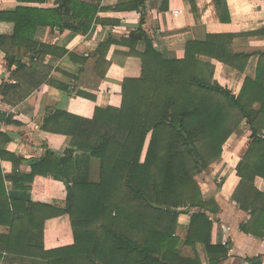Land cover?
Wrapping results in <instances>:
<instances>
[{"label": "trees", "instance_id": "obj_1", "mask_svg": "<svg viewBox=\"0 0 264 264\" xmlns=\"http://www.w3.org/2000/svg\"><path fill=\"white\" fill-rule=\"evenodd\" d=\"M77 0H58L53 9L19 6L11 12L14 34L0 36V45L25 46L41 52L47 45L34 40L38 26L60 27L85 34L100 10ZM220 19L230 21L226 0H214ZM144 0H123L112 9L141 10ZM103 9V8H101ZM67 15L72 21L63 24ZM235 35H209L204 42L189 41L183 59H167L154 48L143 28L131 32L122 43L142 61V75L123 82L119 108L96 109L92 120L56 112L53 120L71 118L70 129H61L71 144L99 163V179L75 178L77 167L71 150L56 155L47 150L30 160L31 173L7 176L14 188L25 192L24 200L0 205V258L5 264H202L197 245L205 247L209 264L229 257V248L212 243L213 219L219 207L205 200L196 176L221 159L223 146L243 122L251 127L252 142L237 166L240 183L233 195L239 208L250 214L242 223L246 234L264 239V192L255 186L264 178V63L256 78H247L238 96L213 81L214 69L200 55L217 59L240 71L244 53L227 50ZM140 41L146 49L137 50ZM40 48V50H38ZM7 60L24 67L15 52ZM264 57V54L261 55ZM0 193H4L2 166L16 156L1 151ZM67 188V208L57 210L48 191V179ZM43 179V180H41ZM41 191L43 194H41ZM189 208L186 239L177 234L180 215ZM201 210H204L201 211ZM61 213L69 215L74 243L52 250L44 247L45 221ZM191 249L184 254V249ZM248 264H264L260 256Z\"/></svg>", "mask_w": 264, "mask_h": 264}, {"label": "crops", "instance_id": "obj_2", "mask_svg": "<svg viewBox=\"0 0 264 264\" xmlns=\"http://www.w3.org/2000/svg\"><path fill=\"white\" fill-rule=\"evenodd\" d=\"M77 1L97 5L95 0ZM121 2L102 0L85 34L38 26L34 40L50 47L39 53L30 52L24 45L15 49L9 43L0 45V162L1 151L25 160L16 166L8 159L2 166L5 178V191L0 193L2 207H10L12 200L26 197L24 191L12 186L7 176L13 172L31 173L29 161L42 158L47 150L56 155L71 150L77 167L75 178H92L97 161L88 153L76 150L71 137L59 131L70 129L71 118L64 121L53 117L56 112H66L92 120L97 108L121 107L124 80L142 75L141 59L131 55L130 47L122 43L131 32L142 27L151 37L154 48L167 59H183L189 41L204 42L209 35H235L227 50L249 55L239 61L243 71L214 58L203 55L198 58L213 67L212 80L236 96L247 78H256L259 62L264 63L261 57L264 54V0H226L230 17L227 22L221 21L214 0H144L141 10L112 9ZM19 6L53 9L59 2L0 0V36L10 38L14 34L11 12ZM65 16L69 21L64 22ZM65 16L63 24L72 21ZM6 48L10 56L15 52L24 67L9 63ZM136 48L145 51V41H140ZM251 142V127L243 122L224 144L221 159L196 176L203 198L215 200L219 207L217 213L208 214L214 222L212 243L229 248V257L220 264H248L245 260L255 256H260L264 263V239L242 231L241 225L250 219V214L233 200L240 183L237 166ZM48 180L45 194L57 210L64 212L67 188L60 180L52 177ZM255 186L264 192V178L256 177ZM192 212L186 210L179 219L177 234L183 240L188 235ZM10 229L1 225L0 234H8ZM43 242L46 250L74 243L69 215L61 213L45 221ZM197 250L202 264H209L204 245L198 244ZM0 264H5L4 258H0Z\"/></svg>", "mask_w": 264, "mask_h": 264}, {"label": "rangeland", "instance_id": "obj_3", "mask_svg": "<svg viewBox=\"0 0 264 264\" xmlns=\"http://www.w3.org/2000/svg\"><path fill=\"white\" fill-rule=\"evenodd\" d=\"M96 166H95V170H96V172L94 173V174H92V180H98L99 179V163H98V161H97V163L95 164ZM184 209H187V210H189V208H184ZM192 209H190V211H191ZM195 210H193V212H194ZM192 214V213H191ZM180 217H181V215H180ZM180 217H179V219H180ZM178 224H179V221H178ZM184 254H190L191 253V249H189V248H185L184 249Z\"/></svg>", "mask_w": 264, "mask_h": 264}, {"label": "water", "instance_id": "obj_4", "mask_svg": "<svg viewBox=\"0 0 264 264\" xmlns=\"http://www.w3.org/2000/svg\"><path fill=\"white\" fill-rule=\"evenodd\" d=\"M67 21H69V19L65 16L64 17V22H67Z\"/></svg>", "mask_w": 264, "mask_h": 264}, {"label": "built area", "instance_id": "obj_5", "mask_svg": "<svg viewBox=\"0 0 264 264\" xmlns=\"http://www.w3.org/2000/svg\"><path fill=\"white\" fill-rule=\"evenodd\" d=\"M263 136H264V132H263Z\"/></svg>", "mask_w": 264, "mask_h": 264}]
</instances>
